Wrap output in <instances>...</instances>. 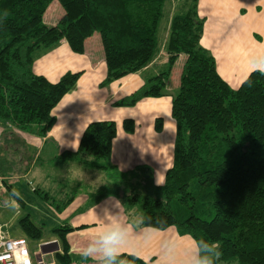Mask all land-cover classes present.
<instances>
[{
  "label": "trees",
  "instance_id": "trees-1",
  "mask_svg": "<svg viewBox=\"0 0 264 264\" xmlns=\"http://www.w3.org/2000/svg\"><path fill=\"white\" fill-rule=\"evenodd\" d=\"M54 1L63 15L48 26L43 16ZM197 2L180 0L173 11L166 65L116 104L132 107L143 98L163 96L175 61L185 56L178 92L171 100L173 159L163 185L153 184L146 166L120 172L110 164L116 135L111 121L88 124L77 151L66 157L108 174L112 185L101 187L97 200L119 197L128 216L133 212V217H151L153 229L174 227L180 235L219 241L223 255L218 264H264V72H251L246 78L251 86L242 83L236 89L220 78L214 58L199 43L203 20ZM165 4L166 0H0V122L23 130L52 123V109L74 88L80 73H65L52 83L35 75L32 67L41 52L62 40L81 54L87 39L94 33L100 36L106 64L103 84L145 68L159 51ZM161 125L156 119L157 132ZM123 127L132 132L133 122L124 121ZM157 218L166 224L157 225ZM20 228L35 241L45 232L28 218ZM71 231L66 226L49 231L60 245L56 264L72 263L66 239ZM122 257L144 264L135 256Z\"/></svg>",
  "mask_w": 264,
  "mask_h": 264
},
{
  "label": "crops",
  "instance_id": "crops-1",
  "mask_svg": "<svg viewBox=\"0 0 264 264\" xmlns=\"http://www.w3.org/2000/svg\"><path fill=\"white\" fill-rule=\"evenodd\" d=\"M179 1L174 0L175 8ZM52 4L53 2L50 6ZM52 7L57 8L55 5ZM48 9L43 16V22L54 26L61 17L53 21ZM166 9L165 25L161 34L158 32L159 51L152 62L139 72L108 84H103L106 64L98 34L94 33L84 42L81 54L73 53L64 40L52 49L41 52L33 63L32 70L35 75L55 83L65 73H80L78 80L74 88L52 109V123L38 126L39 132L44 129L40 136L35 134L25 142L15 136L17 128L13 130V124L0 122V159L7 158V151L14 150L25 142L32 149L31 154L35 159L48 148L55 163L75 162L76 160L66 155L77 151L86 126L92 122L111 121L116 125V135L111 143L110 164L120 172L146 166L152 171L153 184L163 185L158 184L157 180L164 183L166 171L171 167L173 159L175 122L171 118V97L163 95L158 98H143L132 107L116 104L138 91L147 79L156 76L161 65L167 63L169 56L165 45L173 10L170 11L169 7ZM197 13L203 20L200 46L214 58L220 78L231 88H238L253 72V68L257 67V61L262 62L260 66H264V0H198ZM180 56L184 55H179L178 58ZM156 119L162 120L159 132L155 130ZM126 120L133 122L132 132L124 129L123 122ZM2 134L3 140L6 136L3 143ZM13 141L17 143L13 145ZM19 147L17 149H21ZM0 162L4 164L0 165V236L9 240H24L32 264H35L38 254L46 262L54 261L56 264L54 255L60 252V245L58 239L49 234V231L55 227L66 226L72 229L66 236L70 254L74 253L71 264L88 263V260L82 259L78 254L79 249L101 223L78 215L71 219L73 225H70L58 217L55 221L50 220V226L40 240H30L21 230L20 224L28 218L36 227L46 228L44 223L37 222H47L43 215V203L39 198L45 197V193L38 188L39 180L30 179V168L8 165L5 159ZM47 199H50L48 195ZM106 204L107 202L101 203ZM117 217L123 223L135 218L125 212ZM146 230L152 233V241L146 244L136 237L122 255L139 259L143 257L142 261L150 256L151 260L156 259L155 264H160L159 253L153 254L149 251L151 247L159 248V242L169 236L178 238L182 243L189 242L190 238L180 235L174 227ZM55 247L57 250H54Z\"/></svg>",
  "mask_w": 264,
  "mask_h": 264
},
{
  "label": "rangeland",
  "instance_id": "rangeland-1",
  "mask_svg": "<svg viewBox=\"0 0 264 264\" xmlns=\"http://www.w3.org/2000/svg\"><path fill=\"white\" fill-rule=\"evenodd\" d=\"M169 3L170 6H168ZM174 4H176L174 0H166L164 12L165 15L159 24V34H161L166 22V8L169 7L170 11H174ZM54 5L57 6V8H53L52 6ZM48 13L52 15L51 19H53V21H56L61 17L63 11L59 3L57 1H54L53 4L49 7ZM184 60L185 57L180 56L175 61L170 72L167 85L164 89V96L171 97V100L178 92L179 74L182 69ZM165 65L166 64L159 67L157 74ZM11 128L13 130L14 128H17L15 134H17L19 137L17 135L15 136L17 138L23 139L25 142H27L31 137L35 136V134L40 136L41 133L38 131V126L29 127L26 130L18 128L15 125H13V127ZM4 140L2 134V143ZM25 142H22L21 145H18L21 149H17V146L14 150L7 151V154H9L8 157L2 158L0 160L5 159L8 162V165H17L20 168L26 169L30 168V179L40 181V186H38L39 190L47 194L50 198L44 199L43 197L39 196L43 203L44 219L47 222H45L44 220L37 222L45 224L46 228H44V231H47V227L50 226V220L54 219L55 221V219L58 217L66 223L73 225L71 219L78 215L83 216L86 220L95 219L97 220V222L102 223L101 218L106 220L112 219V217L108 215H118L122 213L124 214V208L121 198L109 196L108 198L97 200L98 190L103 186L112 185V182L108 179L107 173L94 168H89L87 166L85 167L78 161H60L58 163H55L50 155L48 148H45L40 157L38 159H35L31 154L32 149L29 148L27 145L28 143ZM6 149H8V147H6ZM84 158L90 160V158L88 157ZM0 165H4L3 162H0ZM31 180H29L28 178V181ZM132 182H134L135 184V182L137 181L132 180ZM27 188L29 190L28 185ZM102 202H107V204L101 205ZM116 209L120 211H117ZM131 215L133 217L135 213L131 212ZM149 251H151L153 254H158L160 250L157 247H151ZM73 254L74 253H72V255ZM122 256L120 258L124 260L126 264H133L127 261V259L125 257L123 258ZM88 261L89 262L86 264H94L92 260ZM151 262L155 264L156 259H152Z\"/></svg>",
  "mask_w": 264,
  "mask_h": 264
},
{
  "label": "clouds",
  "instance_id": "clouds-1",
  "mask_svg": "<svg viewBox=\"0 0 264 264\" xmlns=\"http://www.w3.org/2000/svg\"><path fill=\"white\" fill-rule=\"evenodd\" d=\"M4 17L8 12L5 10ZM257 67L253 71L264 72L262 62L257 61ZM242 83H249L247 79ZM158 184L163 182L158 179ZM111 216V220L102 219L101 225L96 228L83 242L79 249V255L84 260H92L94 264H126L120 257L127 249L131 241L138 237L144 243H150L153 239L148 228H153L151 217L143 213L138 214L128 223L121 222L117 215ZM157 225L166 224L163 218H157ZM158 230H163L159 228ZM160 264H218L223 252L219 241H209L203 238L190 237L189 242L182 243L178 238L167 237L159 242ZM139 251V249H137ZM143 259V257H140ZM144 264H151V257L145 259Z\"/></svg>",
  "mask_w": 264,
  "mask_h": 264
},
{
  "label": "built area",
  "instance_id": "built-area-1",
  "mask_svg": "<svg viewBox=\"0 0 264 264\" xmlns=\"http://www.w3.org/2000/svg\"><path fill=\"white\" fill-rule=\"evenodd\" d=\"M36 256L35 264H55L54 261L46 262L40 254ZM0 264H32L25 241L0 236Z\"/></svg>",
  "mask_w": 264,
  "mask_h": 264
},
{
  "label": "water",
  "instance_id": "water-1",
  "mask_svg": "<svg viewBox=\"0 0 264 264\" xmlns=\"http://www.w3.org/2000/svg\"><path fill=\"white\" fill-rule=\"evenodd\" d=\"M46 249V248H45ZM54 250H57V247H55V249Z\"/></svg>",
  "mask_w": 264,
  "mask_h": 264
}]
</instances>
